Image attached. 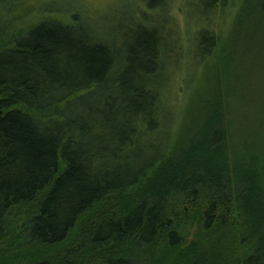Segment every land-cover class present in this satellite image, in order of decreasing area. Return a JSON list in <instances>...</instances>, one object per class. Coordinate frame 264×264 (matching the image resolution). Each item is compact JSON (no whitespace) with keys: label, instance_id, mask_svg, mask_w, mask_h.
Here are the masks:
<instances>
[{"label":"trees","instance_id":"trees-1","mask_svg":"<svg viewBox=\"0 0 264 264\" xmlns=\"http://www.w3.org/2000/svg\"><path fill=\"white\" fill-rule=\"evenodd\" d=\"M28 1L0 0V264H264V101L236 122L229 93L245 89L222 71L176 127L169 0H124L110 21L68 1L13 16Z\"/></svg>","mask_w":264,"mask_h":264},{"label":"rangeland","instance_id":"rangeland-1","mask_svg":"<svg viewBox=\"0 0 264 264\" xmlns=\"http://www.w3.org/2000/svg\"><path fill=\"white\" fill-rule=\"evenodd\" d=\"M52 1H58L60 4H56V6H64V8L68 3H75L73 4L75 10L77 3L78 8L79 5L82 7V12L85 10L93 17L102 15L106 19L114 12H117V16H119L121 15L119 13L126 10L125 3L122 2L124 0H29L13 16L20 15V13L25 16H33L34 12L41 10L46 3ZM127 1L136 2L137 0ZM169 2V12L178 24L169 21L167 25V29L171 30L170 38L176 41L172 56L173 54L177 55L175 58L177 74L175 72L173 75L168 93L171 105L174 106L177 113L176 127L193 118L197 121L200 119L204 112V106L201 105L205 102L206 90L210 89L220 78L226 80V83L228 82L226 74L221 76L222 71L233 74L231 82H229L231 85L245 89H240L241 95L235 100L226 89L222 90L224 91L222 93H229L230 103L234 106L231 109L234 111L236 122L244 125L247 122L252 124L260 121L258 118H262L261 103L264 101V11H262L264 0H249L242 14L240 8L244 0H232L234 3L230 4L231 6L219 9L220 11L214 12L215 14H211L209 8H206L205 0H169ZM249 8V12H252L249 22L245 19L244 26L239 25L237 16L244 15ZM147 12L157 15L158 11ZM83 16L85 17L84 13ZM160 17L162 14L154 18L147 17L143 20L146 24L144 28L129 30L130 45L134 44L136 38L143 35L145 31H159L163 21ZM212 17H214L215 23ZM187 28L191 30L188 36L191 40V49L189 46H185L187 39L183 36L186 34ZM215 35L219 38L215 50L206 53L210 49V44L207 41ZM202 41L209 49L201 47ZM186 54L188 56L183 57ZM207 152L208 150L199 154L205 155L203 156L205 159L213 158L212 154L207 156ZM201 226L198 217L192 219L186 226L184 236L189 241L195 239L200 233Z\"/></svg>","mask_w":264,"mask_h":264}]
</instances>
